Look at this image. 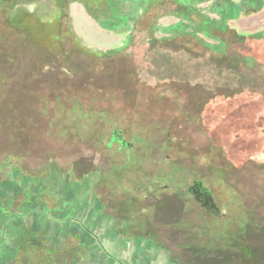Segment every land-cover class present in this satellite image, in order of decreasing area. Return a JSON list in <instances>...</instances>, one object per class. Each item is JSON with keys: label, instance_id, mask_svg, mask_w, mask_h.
Wrapping results in <instances>:
<instances>
[{"label": "trees", "instance_id": "1", "mask_svg": "<svg viewBox=\"0 0 264 264\" xmlns=\"http://www.w3.org/2000/svg\"><path fill=\"white\" fill-rule=\"evenodd\" d=\"M197 19L202 21L203 16L197 14ZM204 25L202 29L206 31ZM181 34L210 53V62L215 64L208 68L216 76L213 83L202 81V64H186L178 56L163 54L155 59L156 68H150L146 78L139 77L136 65L125 72L116 83L125 86L123 89L112 83L91 82L85 89L75 87L68 95L62 87L38 91L35 83H30L27 85L32 97L25 102L12 97L14 90L0 88V127L14 128L23 142L34 143L41 134L86 145L98 144L105 151L115 140H123L122 134L131 138L132 142L123 140L127 144L124 147H129L135 142L147 141L150 134L166 131L163 153L168 159H175V144H184L176 153L180 159L188 160L187 166L181 167L183 172L193 175L195 167L213 163L223 167L221 178L207 183L222 215L208 214L180 187H155L153 181L147 190L146 211L136 196L116 199L105 194V200L99 196L102 212L115 215L120 223L138 221L140 226L136 232L162 242L178 264H264V225L251 220L257 214L259 198L251 190H243L230 181L231 175L240 172L246 162L264 163L255 158L259 153L264 154V135H260L264 127L257 132L251 126L254 120L248 122L238 114L246 101L252 109L264 106V67L247 64L239 54H229L223 48L206 44L191 33ZM232 37H235L233 31ZM245 37L263 39L264 32ZM186 47L192 49L189 43ZM31 52L1 55L0 75L7 72L17 76V69L24 75L26 67L36 64L35 75L45 74L44 78L56 79L58 74L52 72L56 67L50 66L49 58L37 55L39 58L34 63ZM167 91L181 93L183 101L177 102L172 97L176 95L169 96L165 94ZM62 94L70 96L67 109L61 101ZM29 102L31 105H26ZM27 112L33 113L32 125L41 126L35 136L28 130L32 115ZM202 157L204 162H200ZM10 163H13L11 157L0 162V171ZM70 171L76 178L74 171ZM18 172L22 175L20 168ZM82 178H86L90 187L98 183L112 187L115 182L112 171H89ZM257 192H264V188ZM22 195L25 203H29V192L24 191ZM64 264L69 262L64 260Z\"/></svg>", "mask_w": 264, "mask_h": 264}, {"label": "rangeland", "instance_id": "2", "mask_svg": "<svg viewBox=\"0 0 264 264\" xmlns=\"http://www.w3.org/2000/svg\"><path fill=\"white\" fill-rule=\"evenodd\" d=\"M212 1V7H218L214 4L215 0ZM100 4L101 8L94 10L97 15L95 19L84 4L77 0L67 4L64 13L57 17L54 15L57 11L55 0H0V56L10 55L13 51H32L31 58L34 63L39 57L49 58L52 62L50 66L56 67L52 72L58 74L54 80L44 78L45 74H40L42 77H39L40 75L34 74L38 65L33 64L32 68H25L24 75L21 74V69H17V76L8 75L7 72L6 77L0 75V88L14 90L11 92L12 97L17 100L25 99V102L31 95L27 85L30 83H35L34 87L38 91H54L62 87L70 95L75 87L85 89V85L91 82L117 85L122 75L131 71L135 65L139 77L146 78L147 73L150 74V68H156L155 59L163 54L178 56L186 64H202V81L213 83L216 76L208 68L215 64L210 62V53L201 50L189 37L185 38L182 32L191 33L202 42L223 48L229 54H239L247 64L264 67V38L251 40L248 37H232V31L236 36H249L264 30L251 32L240 26L237 20H230L229 25H226V17L220 15L218 19L214 16L213 19H207V25L211 26V35L194 21H186L182 16L173 15L177 8L173 3L155 4L145 12L146 0H113L111 4L108 0H102ZM193 18L197 19L196 15ZM188 43L192 49L186 47ZM195 47L198 49L195 50ZM99 56L102 58H98ZM117 87L123 89L125 86L119 84ZM165 94H175L172 97L177 102L184 99L179 92L167 91ZM37 95L33 96V100H36ZM69 97L61 95L65 109ZM27 104L29 106L31 102ZM27 113L32 115L28 130L35 136L41 126L34 123L32 125L33 113ZM238 114L248 122L254 120L251 126L257 132L264 127V106L252 109L246 101L241 104ZM260 135H264L263 130ZM45 137L40 134L34 143L23 142L14 128L0 127V162L8 157L13 159V163L1 168L0 194L7 191L19 193L16 198L18 206L21 205L20 197L24 191L36 196L55 191L64 196V200L75 199L73 204L80 210H83L80 207L83 204L89 207L99 205L98 199L94 202L92 196H100L105 200V194H108L116 199L125 195L136 196L146 211L145 206L149 202L147 190L152 181L155 187L168 185L187 191L193 180L201 179L208 187L210 179L221 178L223 174V167L216 163L195 167L193 175L183 172L181 167L187 166L188 160L180 159L176 153L184 144H175L173 148L177 152L174 153L175 157L172 155L175 159H168L163 153L166 131L150 134L147 141L135 142L129 147H120L113 143L106 151L98 144L86 145L79 141ZM122 137L123 140L132 142L129 136L122 134ZM255 158L264 162L263 153L257 154ZM200 160L204 162L205 157ZM19 168L22 175L18 172ZM70 170L74 171L77 179L71 176ZM95 170L112 171L115 180L112 187L100 183L90 187L86 178L82 177L84 173ZM230 181L243 190H251L259 198L256 202L257 214L251 220L264 225V192H257L264 188V163L258 165L251 161L246 162L240 172L231 175ZM91 190L93 193H90ZM192 199L194 200L193 197ZM46 202L48 206L53 205L50 198ZM214 202L216 203L215 200ZM218 207L220 208L219 205ZM113 217L122 229L134 231L140 226L138 221L120 223L118 217ZM95 219L89 217L91 222ZM107 221L113 222L111 219Z\"/></svg>", "mask_w": 264, "mask_h": 264}, {"label": "crops", "instance_id": "3", "mask_svg": "<svg viewBox=\"0 0 264 264\" xmlns=\"http://www.w3.org/2000/svg\"><path fill=\"white\" fill-rule=\"evenodd\" d=\"M168 3L188 6L205 21L222 15L226 25L237 20L251 32L264 30V0H215V8L212 0H146L144 12ZM173 15L194 20L179 8ZM17 194H0V264H64V260L69 264H178L162 242L118 226L113 215L102 212L99 197L92 196L98 206L83 204L80 210L55 191L46 192L53 201L48 208L24 199L18 206ZM91 216L96 218L92 222Z\"/></svg>", "mask_w": 264, "mask_h": 264}, {"label": "flooded vegetation", "instance_id": "4", "mask_svg": "<svg viewBox=\"0 0 264 264\" xmlns=\"http://www.w3.org/2000/svg\"><path fill=\"white\" fill-rule=\"evenodd\" d=\"M73 1H76V0H55V2H56V10L58 11H56L55 12V14L54 15H56V17L58 16V15H60V14H62V13H64V8H65V6L67 5V4H69L70 2H73ZM77 1H79V2H81L82 4H84V6L86 7V9L88 10V12H89V14H91L92 16H93V18H97L96 16V14H95V9H98V8H101L100 7V3H101V1L102 0H77ZM112 1L113 0H108V2H109V4H111L112 3ZM177 7V9L179 8V9H181V10H183V13L186 15V16H188V17H193L194 16V14H192V12H191V10L189 9V7L188 6H176ZM197 16V15H196ZM99 20V19H98ZM207 21H205L204 19L201 21V19H196V22H195V24L196 25H198L199 27H201L202 28V25H204L205 27V29H206V31L207 30H210L211 31V26L208 24L207 25V23H206ZM209 28V29H208ZM208 32V31H207ZM235 37H238V38H244L245 37V35H243V34H239L238 36H236L235 35ZM116 144H118L120 147H124L125 145H127L123 140H115L114 141ZM195 180H193V182H194ZM17 194V193H16ZM30 194V193H29ZM20 196V195H19ZM23 197V198H22ZM29 197H30V201H29V203H37V204H41V206H43L44 208L45 207H49L48 206V204H47V202H46V199L48 198L47 197V195H46V192H43L42 194H40V195H38V197L36 196V195H33V194H30L29 195ZM16 198H17V195L15 196V199H14V202H15V204H16ZM21 203H22V201H23V199H24V195H21ZM45 199V200H44ZM20 203V204H21ZM66 206V205H65ZM65 206H64V208H65Z\"/></svg>", "mask_w": 264, "mask_h": 264}, {"label": "water", "instance_id": "5", "mask_svg": "<svg viewBox=\"0 0 264 264\" xmlns=\"http://www.w3.org/2000/svg\"><path fill=\"white\" fill-rule=\"evenodd\" d=\"M188 193L204 210L213 216H220V208L214 202L210 189L205 186L201 179H197L188 188Z\"/></svg>", "mask_w": 264, "mask_h": 264}]
</instances>
